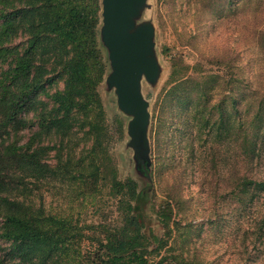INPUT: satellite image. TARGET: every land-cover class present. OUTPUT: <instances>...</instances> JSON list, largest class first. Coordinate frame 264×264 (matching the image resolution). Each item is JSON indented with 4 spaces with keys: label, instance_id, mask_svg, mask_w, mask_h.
Here are the masks:
<instances>
[{
    "label": "rangeland",
    "instance_id": "374dc122",
    "mask_svg": "<svg viewBox=\"0 0 264 264\" xmlns=\"http://www.w3.org/2000/svg\"><path fill=\"white\" fill-rule=\"evenodd\" d=\"M26 1L0 0V84L6 86L28 45L24 27L6 29V13ZM102 20L98 46L82 57L84 82L72 85L63 67L79 58L70 47L55 58L47 42L38 45L27 83L15 87L31 108L0 129V148L38 151L37 167L26 159L25 169L4 166L0 233L12 212L7 199L18 197L52 229L66 225L73 235L67 255L63 244L19 252L15 240L0 237V258L4 264H95L100 239L121 222L122 196L113 181L133 178L139 190L149 189L142 231L150 234L151 264H264V189L248 181L264 179V121L262 138L248 133L264 119V0L146 1L136 26L154 25L160 66L155 81L142 78L149 166L130 145L133 115L119 107L107 81L113 68ZM179 70L187 82L174 89ZM62 94L73 97L78 115L57 126L63 110L55 99ZM46 255L54 256L44 261Z\"/></svg>",
    "mask_w": 264,
    "mask_h": 264
},
{
    "label": "trees",
    "instance_id": "16d2710c",
    "mask_svg": "<svg viewBox=\"0 0 264 264\" xmlns=\"http://www.w3.org/2000/svg\"><path fill=\"white\" fill-rule=\"evenodd\" d=\"M101 12V0H27L22 9L12 8L6 13V29L17 32L19 27H24L28 33V45L13 68V81L11 80L10 86H6V83L0 84V111L5 115L0 118V129H7L12 122L17 121L23 110L31 108L30 99L25 95L18 94V89L15 87L27 83L34 65L36 49L40 43L44 45L47 42L55 58L61 54L62 48L70 47L79 58L75 66L69 67L68 62L65 61L63 67L68 69L73 81L72 85L79 83L78 81L86 80L87 66L82 57L84 53H88V48L98 46ZM260 33L264 35V30ZM43 65L44 63L39 67ZM104 74L105 69H100L99 81L102 80ZM174 76V89L180 88L187 82L185 74L181 73V70L176 71ZM232 78L234 77L232 76ZM235 79L234 81L237 82ZM9 92L11 94L7 97ZM174 95L179 96V93L174 92ZM232 100L236 106V99L233 97ZM55 101L58 103V109L63 110L61 119L53 121L57 126L65 124L63 122L68 121L71 115H78V111H74L72 106L73 97L71 95H59ZM263 121L262 118L260 121H256L258 129L249 127L248 133L251 132L256 140L263 137L261 135ZM254 124L257 125L255 121ZM254 152L255 148L249 149L248 155ZM37 157L38 151L25 149L22 151L21 147L19 148L15 144L4 149L0 148V189L8 184L4 180V166L11 163V168L18 166V168L25 169L26 159L29 162V167H37ZM140 170L142 173H147L149 167L142 162ZM248 178L249 184H256L258 189H264V179L253 176ZM113 188L118 196H122L120 199L121 204L123 203L121 222L112 231H106L100 239V247L94 263L151 264L148 259L150 234L142 231L145 226V212L142 208L149 200V189L139 190L138 182L133 178L125 180L115 178ZM7 200L13 207L12 212L7 214L4 220V231L0 233V237L15 240L19 246V252H24L27 246L34 247V252H41V245L49 241L57 245L63 244L62 253L67 255L66 244L73 238V235L66 231L65 224L59 229H52L50 225L52 223L46 225L35 216V213L31 211L32 206L25 207V203L18 197ZM39 254L40 258L42 255ZM52 256L54 255H46L44 261H48ZM58 256L61 257L60 254ZM74 258L76 259V257ZM4 261L6 259L1 257L0 264H4Z\"/></svg>",
    "mask_w": 264,
    "mask_h": 264
},
{
    "label": "water",
    "instance_id": "95a60500",
    "mask_svg": "<svg viewBox=\"0 0 264 264\" xmlns=\"http://www.w3.org/2000/svg\"><path fill=\"white\" fill-rule=\"evenodd\" d=\"M147 0H102V39L109 49L113 71L109 87H116L119 107L133 118L128 134L137 154L151 164L148 126L149 102L142 92V78L155 81L160 66L154 52L155 27L136 26V18Z\"/></svg>",
    "mask_w": 264,
    "mask_h": 264
}]
</instances>
